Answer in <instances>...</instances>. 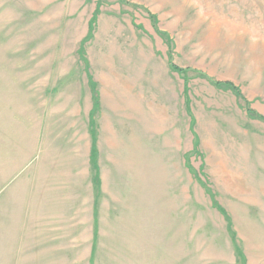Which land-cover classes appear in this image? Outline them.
<instances>
[{
	"label": "rangeland",
	"instance_id": "obj_1",
	"mask_svg": "<svg viewBox=\"0 0 264 264\" xmlns=\"http://www.w3.org/2000/svg\"><path fill=\"white\" fill-rule=\"evenodd\" d=\"M0 173V264H264V0H0Z\"/></svg>",
	"mask_w": 264,
	"mask_h": 264
},
{
	"label": "crops",
	"instance_id": "obj_2",
	"mask_svg": "<svg viewBox=\"0 0 264 264\" xmlns=\"http://www.w3.org/2000/svg\"><path fill=\"white\" fill-rule=\"evenodd\" d=\"M14 174L15 173H0V192H2L7 187Z\"/></svg>",
	"mask_w": 264,
	"mask_h": 264
},
{
	"label": "trees",
	"instance_id": "obj_3",
	"mask_svg": "<svg viewBox=\"0 0 264 264\" xmlns=\"http://www.w3.org/2000/svg\"><path fill=\"white\" fill-rule=\"evenodd\" d=\"M219 84V83H218Z\"/></svg>",
	"mask_w": 264,
	"mask_h": 264
}]
</instances>
